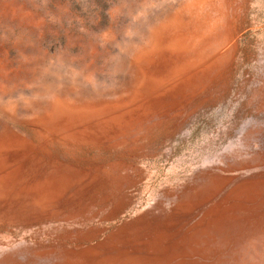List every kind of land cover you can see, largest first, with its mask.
I'll list each match as a JSON object with an SVG mask.
<instances>
[{"label": "rangeland", "instance_id": "1", "mask_svg": "<svg viewBox=\"0 0 264 264\" xmlns=\"http://www.w3.org/2000/svg\"><path fill=\"white\" fill-rule=\"evenodd\" d=\"M0 264H264V0H0Z\"/></svg>", "mask_w": 264, "mask_h": 264}]
</instances>
